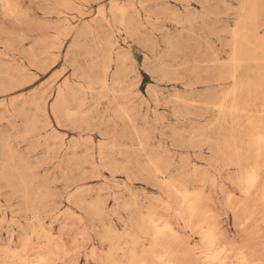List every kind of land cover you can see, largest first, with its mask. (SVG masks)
I'll return each mask as SVG.
<instances>
[{"label":"rangeland","instance_id":"374dc122","mask_svg":"<svg viewBox=\"0 0 264 264\" xmlns=\"http://www.w3.org/2000/svg\"><path fill=\"white\" fill-rule=\"evenodd\" d=\"M258 133L264 0H0V264H264Z\"/></svg>","mask_w":264,"mask_h":264},{"label":"bare ground","instance_id":"6f19581e","mask_svg":"<svg viewBox=\"0 0 264 264\" xmlns=\"http://www.w3.org/2000/svg\"><path fill=\"white\" fill-rule=\"evenodd\" d=\"M121 10V9H120ZM122 11V10H121ZM121 11H119V12H121ZM118 12V11H117ZM121 15H122V13H120ZM15 18V17H14ZM122 24V23H121ZM234 37V36H233ZM108 70V69H107ZM106 71V70H105ZM117 73V72H116ZM118 79V78H117ZM103 86V85H102ZM106 87V86H105ZM244 89V88H243ZM89 91V90H88ZM118 92V91H117ZM60 93H62V92H60ZM236 93V90H233V92L231 93L232 95H236L235 94ZM63 94V93H62ZM65 94V93H64ZM64 96V95H63ZM62 96H60V98H61ZM63 101H64V99H63ZM65 102V101H64ZM62 104H64V103H62ZM117 106V105H116ZM219 107H220V109H226L227 107H226V105L225 104H220L219 105ZM261 107V106H260ZM106 108V107H105ZM233 108V107H232ZM69 109V108H68ZM118 111V110H117ZM32 122V121H31ZM102 123V122H101ZM259 134V133H258ZM264 134H259V136L257 137V146H258V148H261V146L264 144V136H263ZM24 160V159H23ZM21 161V160H20ZM256 165V164H255ZM82 168V167H81ZM252 175H254L255 177H256V179H255V183H249V178L252 176ZM21 176V175H20ZM259 177H260V173H259V170H257V168L256 169H253V170H251V171H249L247 174H246V176H245V182H246V184L248 185V187L249 188H251V187H253L254 185H256V183L258 182V180H259ZM172 184V183H171ZM246 185V186H247ZM264 187V186H263ZM175 189V188H174ZM247 189V188H246ZM255 189V188H254ZM262 189V188H261ZM182 190H184V189H182ZM247 190H249V189H247ZM178 191V190H177ZM244 192V191H243ZM261 192V191H260ZM264 195V194H263ZM184 198H187L188 196H186V195H184L183 196ZM186 200H188V199H186ZM194 200V199H193ZM190 201V200H189ZM188 201V202H189ZM187 202V201H186ZM184 203H185V201H184ZM190 203V202H189ZM194 204H196V203H194ZM169 206H170V204H169ZM168 207V206H167ZM192 207V206H191ZM134 209V208H133ZM189 209V208H188ZM195 210H197V209H195ZM195 210H194V207L192 208V211H194V213H195ZM190 212H191V210H190ZM189 212V213H190ZM185 213V212H184ZM193 213V214H194ZM180 214H182V213H180ZM187 215V214H186ZM196 216V215H195ZM194 216V217H195ZM189 217V216H188ZM192 217H193V215H192ZM159 220V219H158ZM202 221V220H201ZM200 221V222H201ZM204 222V221H203ZM202 222V223H203ZM213 222V221H212ZM215 223V222H214ZM158 224V223H157ZM200 224V223H199ZM152 225V224H151ZM154 225V224H153ZM203 225V224H202ZM208 225V224H207ZM171 226V225H170ZM152 228V227H151ZM157 228V227H156ZM168 228H169V226L168 225H166V224H164V226L163 227H158L157 228V233H156V235H160L161 233V235H163V232L165 231L166 232V229H167V231H168ZM172 228V227H171ZM200 228H203V227H200ZM170 229V228H169ZM36 231V230H35ZM200 232V231H199ZM41 233V232H40ZM206 233V232H205ZM204 233V234H205ZM166 234V233H165ZM164 234V235H165ZM210 234V233H209ZM156 235H154L155 237H156ZM160 235V236H161ZM214 235V234H213ZM209 236H211V235H208L207 234V237H209ZM217 236V235H216ZM159 237V236H158ZM162 237H164V236H162ZM159 239V238H158ZM158 239L156 238V241H158ZM162 240H163V238H162ZM206 240V239H205ZM27 241V240H26ZM207 242V241H206ZM212 243H210V245H211ZM215 244V243H214ZM214 244H213V246H214ZM216 244L218 245L219 243H217L216 242ZM24 245H25V243H24ZM29 245V244H28ZM216 245V246H217ZM27 246V245H26ZM47 246V245H46ZM212 246V247H213ZM225 247L226 246H224V251H223V247H222V251H223V254H224V252H229L230 250H229V247H226V248H228V250L226 251L225 250ZM45 248V247H44ZM214 248V247H213ZM59 251V250H58ZM169 251V250H168ZM216 251V250H215ZM9 252V251H8ZM209 252V251H208ZM213 252V251H212ZM212 252H209V254L211 253L212 254ZM11 253V252H10ZM40 253V252H39ZM66 253H68V252H66ZM239 253V252H238ZM244 253V252H243ZM24 254H25V252H24ZM50 254V253H49ZM204 254H208V253H204ZM204 254H202V255H204ZM208 255V257H210V256H212V258H210V260L212 259V261L210 262L211 264H229L228 263V261H230L231 262V260H227V258L229 257L230 258V256H228L230 253H225L226 255H223V254H221V256L220 257H215V256H213L214 254H215V252H214V254L213 255ZM245 254V253H244ZM238 255V254H237ZM236 255V256H237ZM27 256V255H26ZM25 256V257H26ZM44 256V255H43ZM47 256V255H46ZM205 256V255H204ZM132 257V256H131ZM162 256H160V258H161ZM165 257V256H164ZM20 258V257H19ZM27 258V257H26ZM54 258V257H53ZM163 258V257H162ZM161 258V259H162ZM206 258V257H205ZM233 258V257H232ZM239 257H237V259H238ZM249 258V257H248ZM10 259V258H9ZM21 259V258H20ZM48 259V258H47ZM51 259V258H50ZM23 260V259H22ZM43 260V259H42ZM49 260V259H48ZM254 260V259H253ZM11 261V260H10ZM17 261H19V260H17ZM27 261V260H26ZM26 261H24V263L26 262ZM164 261V260H163ZM167 261V260H166ZM233 261H235L234 259H233ZM252 261V260H251ZM3 262V261H2ZM49 262V261H48ZM27 263V262H26ZM46 263V262H45ZM170 263V262H169ZM168 263V264H169ZM234 264H236L237 263V261H235V262H233ZM251 263V262H250ZM249 262H248V260H247V256L246 255H241V257H240V259L238 260V264H250ZM49 264V263H48ZM51 264V263H50ZM167 264V263H166ZM230 264H232V263H230Z\"/></svg>","mask_w":264,"mask_h":264},{"label":"snow or ice","instance_id":"6c2138e0","mask_svg":"<svg viewBox=\"0 0 264 264\" xmlns=\"http://www.w3.org/2000/svg\"><path fill=\"white\" fill-rule=\"evenodd\" d=\"M255 179L256 177L254 175H252L250 178H249V183H255ZM207 240L210 242V243H215L216 241V237L214 236H209L207 237Z\"/></svg>","mask_w":264,"mask_h":264}]
</instances>
